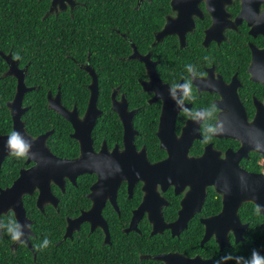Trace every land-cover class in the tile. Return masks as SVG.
Wrapping results in <instances>:
<instances>
[{
	"label": "flooded vegetation",
	"instance_id": "flooded-vegetation-1",
	"mask_svg": "<svg viewBox=\"0 0 264 264\" xmlns=\"http://www.w3.org/2000/svg\"><path fill=\"white\" fill-rule=\"evenodd\" d=\"M53 1L45 0L48 8L43 19L53 18L44 27L48 29V25L55 24V31L58 34L64 31L66 38L68 32L62 29L75 24L70 36L72 44L66 45L64 55L90 76V82L87 84L89 98L83 111L77 103L72 106L64 103L61 83L55 93L51 90L47 93L48 106L49 95L55 97L60 92L62 104L70 111L76 109L82 119L90 102L89 86L93 82L85 67H91L98 79L97 102L102 112L92 130L96 153L103 149L109 153L115 149L119 153L125 150V127L115 107L126 101L128 111L133 113L135 148L138 152L145 149L151 164L169 157L158 135L161 116L166 110L170 114L168 118L174 122L171 139L180 158L191 140L188 151L191 158H199L211 150L221 159L228 155L230 166L239 165L248 173L264 172V0H188L182 9L175 7L173 0L167 3L158 0H55V5ZM175 2L180 3V0ZM215 6H223L224 10L212 11ZM215 16H218L216 20ZM178 18L184 25L169 28L168 32H171L159 40L169 19ZM180 34H183V41ZM93 45L103 49L94 56H110L106 63L105 60L93 62ZM73 52L87 54V57L84 61L78 60ZM26 66L20 65L22 69ZM98 69L104 73L107 91L110 89L103 107L99 102L101 77ZM28 74L27 68L26 84ZM127 74H130L129 79ZM113 78L121 81L116 84ZM187 82H190L191 91L185 95L184 89L177 85L183 86ZM132 83L137 87L134 95L127 91ZM144 83L149 90L144 89ZM27 86L37 89L36 85ZM24 101L23 106L29 110L30 106ZM57 113L71 124L70 136L79 144L76 156L61 157L52 151L48 140L54 134V128L38 135L26 131L33 137L51 132L47 139L50 150L61 159H77L81 156V146L73 136L76 129L71 121ZM110 114L117 118L118 132L113 140L107 136ZM152 116L155 123L150 120ZM141 117L147 119L148 127H155L156 151H149L146 142H141L143 136L136 123L141 125ZM101 119L106 123L96 132ZM9 156L11 153L6 158ZM35 164L36 161L25 159L21 169ZM177 164V167H186L182 161ZM225 173L233 177L236 172L230 167ZM64 181V190L51 183L57 203L48 201L43 209L38 206V190L23 196L25 208V197L35 195L34 205L38 210L46 213L52 206L58 213L56 240L49 242L51 247L42 253L45 259L53 253L56 264H182L173 254L189 259L198 257L203 264H248L253 250L264 257V213L260 209L256 217L258 204L251 200L242 202L239 207L240 229L230 228L223 244L217 240L216 233L203 243L206 234L203 219L216 216L223 209L224 196L214 185L206 186L201 208L193 209L187 226L179 229L174 224L178 222L185 202L188 207H197L189 195L194 190L189 184L180 181L178 185L158 183L157 192L154 190V196H149L144 179L137 178L133 183L122 179L116 193L112 181L104 177L101 184L92 189L100 183L97 173L79 174L75 182L65 176ZM69 183L71 192H68ZM54 186L62 195L55 193ZM68 199H71L70 203ZM64 208L66 214L61 212ZM10 211L15 215L11 209L0 216V236L3 234L2 216ZM157 217H162L170 227H163ZM28 218L32 231L28 233L29 242L0 241V245L4 243L8 248V255L0 260V264H8L15 257L21 263L20 248L26 255L32 254L33 260L37 259L38 253L31 239L36 237L34 219ZM168 254L173 256L168 262L156 258Z\"/></svg>",
	"mask_w": 264,
	"mask_h": 264
},
{
	"label": "water",
	"instance_id": "water-1",
	"mask_svg": "<svg viewBox=\"0 0 264 264\" xmlns=\"http://www.w3.org/2000/svg\"><path fill=\"white\" fill-rule=\"evenodd\" d=\"M175 1L179 0H173V5L182 9L188 0H180V3H176ZM53 5H55V0L53 1ZM213 9H219L217 11L224 10L223 6H215L212 8V11ZM213 14L216 15V13ZM216 17L218 16H215V20ZM179 19L181 18L176 20L169 19L165 30L159 34L158 39L160 40L163 36L169 34L171 32H168L169 28L184 25ZM180 35L183 41V34ZM0 55L8 64L9 69L5 75H11L17 78L16 94L14 99L7 103L12 114L13 131L19 132L22 138L31 145L28 162L31 160L36 161V164L30 168L21 169L19 177L10 186L0 189V216L2 213H6L11 209L15 212L19 231L22 233L20 241L26 240L29 242L28 233H32L30 226L31 220L27 216L23 196L33 194L38 190V206L43 209V205L48 201L57 203V197L51 189L52 182L64 190L65 176H68L75 182L76 177L84 173H97L99 175L100 183L94 185L92 189L98 187L104 177L112 181L114 192H117V188L122 179H128L131 183L137 178L144 179L146 182L145 190L149 196H154V190L157 192L156 188L158 183H175L178 185V181H180L184 185H191L194 190L192 192L193 194L191 193L189 195H191L193 198L192 202L194 201L197 207L193 205V207H188V202H185L179 220L174 224V226H179V229L187 226L189 219L193 216V209L199 210L201 208L206 196V186L214 185L216 191L224 196L223 209L220 214L203 219L206 225V234L203 243L216 233L217 240L223 244L230 228L236 227L240 229L242 227L238 210L244 201H254L264 213V172L248 173L241 169L239 165L230 166L228 165V161L231 158L228 155L226 158L221 159L218 157V153L214 151L215 154L211 150H207L199 158H191L188 156L189 147L192 143L191 140L186 144L183 157L180 158L172 141L171 132L174 127V122L168 118L170 114L166 110L161 116L160 131L158 133L162 147L166 148L169 152V157L165 160L151 164L147 158L145 149L140 152L136 150L134 144L135 129L132 122L133 113L128 111L126 101L124 105L121 104V106L115 107L125 127V150L119 153L115 149L109 153L103 149L100 153H96L93 150L92 130L95 127L97 118L102 112L97 102L99 94L97 75L89 66L85 68L93 77V82L89 86L91 98L82 119L79 117L76 109L70 111L62 104L60 92L55 97L49 95V107L61 113L73 123L76 129L73 136L80 141L81 146V156L77 159L70 160L57 157L47 145V139L51 132L33 137L27 133L25 123L22 119L28 110V107L23 106L25 94L34 89V87L27 86L25 81V71L28 66L22 69L19 65V60L14 59L11 53H5L0 50ZM144 89L149 90L145 83ZM10 135L11 133L6 135L0 134V167L6 156L10 154V149L7 146ZM179 161H182L186 167H177V162ZM230 167L236 172L235 174L233 173V177L225 173ZM192 202L190 203L192 204ZM151 219L156 221V218L151 217ZM157 221H161L163 227L164 225L170 227V224L163 222L162 217H157ZM173 255L182 264L189 262L203 264L202 259L198 257L189 259L178 254ZM172 257V255L168 254L158 255L156 258L168 262Z\"/></svg>",
	"mask_w": 264,
	"mask_h": 264
},
{
	"label": "trees",
	"instance_id": "trees-1",
	"mask_svg": "<svg viewBox=\"0 0 264 264\" xmlns=\"http://www.w3.org/2000/svg\"><path fill=\"white\" fill-rule=\"evenodd\" d=\"M101 2L107 0H99ZM159 2L168 0H158ZM161 6V5H160ZM48 8L45 0H0V50L5 53H11L12 56H18L20 65H28L29 74L27 84L36 85L37 89L27 93L25 97V105L30 106V109L24 115L26 129L30 134L38 135L52 128L55 129L54 134L49 138L48 145L57 155L61 157H73L79 153V144L77 140L70 136L72 131L71 124L52 110L48 106L47 93L51 90L53 93L57 91V85L61 83L63 92V101L67 106H72L74 103L83 111L87 105L89 98V90L87 84L90 82V76L68 56H65L66 45L72 44L70 40L71 30L73 26H66L68 32L64 38V31L58 34L54 29L55 24L48 25L45 29V23H49L51 16L43 19V15ZM82 15H85L82 14ZM70 20V19H68ZM163 23V18L160 24ZM51 29V30H50ZM48 30V31H47ZM47 31V34L44 33ZM103 41L100 42V45ZM91 47L92 60L94 63L105 60V63L110 56L99 55L94 56L95 52H102ZM72 48V47H71ZM73 49V48H72ZM75 50V49H73ZM75 58L84 61L87 54H79L73 52ZM8 69L6 60L0 55V133L7 134L12 131V117L7 107V102L14 98L16 93L17 80L14 76H6L4 73ZM102 70L104 68H101ZM99 70V69H98ZM100 82V97L99 102L101 107L104 106L105 99L108 96L107 86L104 83V73L99 70ZM129 75L128 79H129ZM114 82L119 83L121 79L113 78ZM129 83V80L126 84ZM126 87L131 95L136 93L137 87ZM133 99V96H130ZM107 136L113 140L118 132L115 119L116 115L110 114ZM151 116V115H150ZM149 116V117H150ZM151 121L155 119L152 116ZM141 125L137 123L143 136L141 142H146L149 151H156L158 144L154 134L155 127H148L147 119L141 117ZM106 121L101 119L96 126V132L100 131ZM112 144V142H111ZM23 158H16L11 155L4 161L0 170V188L9 186L18 177L21 167L24 166ZM68 192H71L70 183L68 184ZM56 194L62 195V192L56 186L53 187ZM214 193V192H213ZM215 194V193H214ZM31 199V203L27 201ZM69 203L71 199H68ZM35 195L26 196L25 204L28 216L34 219L33 229L36 237H32L33 244L37 250L38 256L33 260V255H26L19 249L20 255L23 258L22 262L15 257V260L8 264H56L54 254L52 253L48 259H45L43 252L48 250L49 242L56 240L58 232L56 210L49 206L46 213H42L36 208ZM74 206V205H72ZM66 208L62 209V214H66ZM257 216V212L254 213ZM245 216H242L244 218ZM3 219V234L0 236V241H13L8 232L11 221L17 220L12 211L2 216ZM47 240V246L45 241ZM264 243V241H262ZM39 248V250H38ZM255 249H257L255 247ZM8 255L7 246L0 245V260ZM13 258V257H12Z\"/></svg>",
	"mask_w": 264,
	"mask_h": 264
},
{
	"label": "clouds",
	"instance_id": "clouds-1",
	"mask_svg": "<svg viewBox=\"0 0 264 264\" xmlns=\"http://www.w3.org/2000/svg\"><path fill=\"white\" fill-rule=\"evenodd\" d=\"M214 10V9H213ZM14 59H18V56H14ZM189 70H191V67ZM178 87H182L184 89L185 95H188L191 91L190 82H187L185 85ZM7 146L10 149L11 155L15 156L16 158L20 159H28L30 155V148L31 145L29 142H26L19 132L13 131L9 136L7 141ZM260 206L258 205L256 208L257 214H259ZM8 232L11 235L13 241H20V237L22 233L19 231V225L15 221H11V224L8 228ZM47 240L45 241V246H47ZM39 250V248H38ZM248 264H264V257H261L259 253L253 250L252 259L248 262Z\"/></svg>",
	"mask_w": 264,
	"mask_h": 264
}]
</instances>
